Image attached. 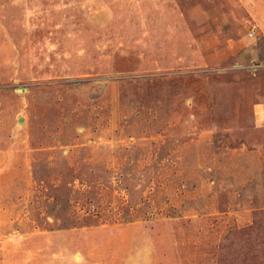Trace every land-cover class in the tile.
Segmentation results:
<instances>
[{
  "label": "rangeland",
  "instance_id": "obj_1",
  "mask_svg": "<svg viewBox=\"0 0 264 264\" xmlns=\"http://www.w3.org/2000/svg\"><path fill=\"white\" fill-rule=\"evenodd\" d=\"M256 209L264 0H0V264H217Z\"/></svg>",
  "mask_w": 264,
  "mask_h": 264
},
{
  "label": "trees",
  "instance_id": "obj_2",
  "mask_svg": "<svg viewBox=\"0 0 264 264\" xmlns=\"http://www.w3.org/2000/svg\"><path fill=\"white\" fill-rule=\"evenodd\" d=\"M217 264H264V209L254 210L248 226L230 230Z\"/></svg>",
  "mask_w": 264,
  "mask_h": 264
},
{
  "label": "built area",
  "instance_id": "obj_3",
  "mask_svg": "<svg viewBox=\"0 0 264 264\" xmlns=\"http://www.w3.org/2000/svg\"><path fill=\"white\" fill-rule=\"evenodd\" d=\"M255 32H256V26L255 25H252V27L250 28V31L248 33V36L249 37H253L254 34H255Z\"/></svg>",
  "mask_w": 264,
  "mask_h": 264
}]
</instances>
